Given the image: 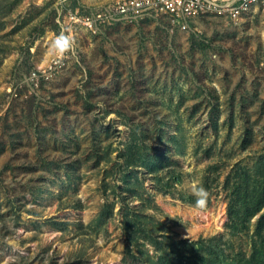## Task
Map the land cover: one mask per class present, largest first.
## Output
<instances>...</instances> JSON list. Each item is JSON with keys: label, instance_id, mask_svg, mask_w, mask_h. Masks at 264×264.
I'll return each instance as SVG.
<instances>
[{"label": "rangeland", "instance_id": "1", "mask_svg": "<svg viewBox=\"0 0 264 264\" xmlns=\"http://www.w3.org/2000/svg\"><path fill=\"white\" fill-rule=\"evenodd\" d=\"M56 3L0 0V264H142L132 255L158 253L124 229L126 207L163 224L153 235H222L249 255L264 209L231 235L225 180L264 166V10L186 31L166 19L81 31L73 60L30 86L67 21ZM142 138L149 162L126 165V143Z\"/></svg>", "mask_w": 264, "mask_h": 264}, {"label": "trees", "instance_id": "2", "mask_svg": "<svg viewBox=\"0 0 264 264\" xmlns=\"http://www.w3.org/2000/svg\"><path fill=\"white\" fill-rule=\"evenodd\" d=\"M143 134L142 132V136ZM139 141L140 143L137 144L136 140L130 139L126 143L123 154L126 165H147L149 162L147 154H149L150 145L144 141V138ZM139 147L142 149L144 158L140 157L136 160L134 156ZM153 157L157 156L153 155ZM173 178L172 175L170 180ZM123 180L125 183L128 182L127 177ZM225 183L230 191L226 211L228 221L225 227L231 235H239L248 230L250 220L264 209V166L259 163L252 169L239 166L232 177L229 175L226 177ZM130 190L131 188L127 187V191ZM140 195L142 198L146 192L142 191ZM145 200H152V198ZM142 219H151L149 223L153 227L148 229L150 227L145 225L146 221ZM158 225L163 224L154 221L152 217L143 216L138 210L126 207L124 229L130 233L133 240H143L153 245L158 253L157 256H151L146 250H139L141 256L132 255L133 259L139 260L142 264H264V237L260 238L264 230V213H261L258 218L254 231L256 238L252 241L249 255L239 251L234 252L230 240H224L222 235L200 237L195 241L174 240L172 236L166 234L167 231H163V235H153L154 232L156 234L160 231Z\"/></svg>", "mask_w": 264, "mask_h": 264}, {"label": "built area", "instance_id": "3", "mask_svg": "<svg viewBox=\"0 0 264 264\" xmlns=\"http://www.w3.org/2000/svg\"><path fill=\"white\" fill-rule=\"evenodd\" d=\"M59 9L65 12L66 22L61 25V32L72 40V50L63 58L56 54L47 69L33 71L30 86L39 81H46L57 74L66 63L73 60L76 53V39L81 31L97 34L103 27L113 24H138L152 19H166L171 27L182 31L188 29V23L201 16H217L230 21L259 6L264 10V0H117L93 8L79 6L69 8V0H56ZM58 9V11H59ZM60 10V11H61ZM60 16V13H59Z\"/></svg>", "mask_w": 264, "mask_h": 264}, {"label": "clouds", "instance_id": "4", "mask_svg": "<svg viewBox=\"0 0 264 264\" xmlns=\"http://www.w3.org/2000/svg\"><path fill=\"white\" fill-rule=\"evenodd\" d=\"M53 49L59 58L72 50V40L65 34L58 35L53 42ZM193 194L196 197L195 206L202 208L206 205L209 193L202 185L193 186Z\"/></svg>", "mask_w": 264, "mask_h": 264}, {"label": "crops", "instance_id": "5", "mask_svg": "<svg viewBox=\"0 0 264 264\" xmlns=\"http://www.w3.org/2000/svg\"><path fill=\"white\" fill-rule=\"evenodd\" d=\"M193 21V20H192Z\"/></svg>", "mask_w": 264, "mask_h": 264}]
</instances>
